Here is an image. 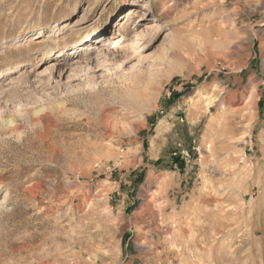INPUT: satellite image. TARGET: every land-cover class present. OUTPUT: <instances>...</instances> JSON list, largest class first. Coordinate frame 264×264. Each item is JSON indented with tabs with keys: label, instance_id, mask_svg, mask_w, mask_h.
<instances>
[{
	"label": "rangeland",
	"instance_id": "obj_1",
	"mask_svg": "<svg viewBox=\"0 0 264 264\" xmlns=\"http://www.w3.org/2000/svg\"><path fill=\"white\" fill-rule=\"evenodd\" d=\"M0 264H264V0H0Z\"/></svg>",
	"mask_w": 264,
	"mask_h": 264
},
{
	"label": "bare ground",
	"instance_id": "obj_2",
	"mask_svg": "<svg viewBox=\"0 0 264 264\" xmlns=\"http://www.w3.org/2000/svg\"><path fill=\"white\" fill-rule=\"evenodd\" d=\"M128 17H130L131 15H133L134 14V12L136 11V10H133V8L131 7V8H129L128 10ZM91 31H85V32H82V33H78V34H76L75 35V37H73L72 38V40H73V44L70 46V47H68L67 48V50L65 51V53H67V52H69V50H71L72 48L74 49V48H77V47H79L77 44H78V40L77 39H79L82 35H84L85 37H87L88 35H89V33H90ZM118 46V45H117ZM122 47H123V45H122ZM120 48H121V46H120ZM54 51V48L52 49H48L47 50V52L49 53V54H52V52ZM65 53H63V54H65ZM81 62V60L79 59V56H77V57H75L74 58V60H73V62L71 63L72 65L74 64V63H80ZM19 65H25L24 64V62L22 63V62H20V64ZM9 69V68H8Z\"/></svg>",
	"mask_w": 264,
	"mask_h": 264
}]
</instances>
